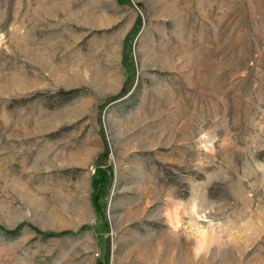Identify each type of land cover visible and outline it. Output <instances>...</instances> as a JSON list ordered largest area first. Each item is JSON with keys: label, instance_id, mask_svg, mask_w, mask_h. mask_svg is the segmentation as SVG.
<instances>
[{"label": "rangeland", "instance_id": "1", "mask_svg": "<svg viewBox=\"0 0 264 264\" xmlns=\"http://www.w3.org/2000/svg\"><path fill=\"white\" fill-rule=\"evenodd\" d=\"M130 2L0 0V264H264V0ZM117 15L120 92L65 88Z\"/></svg>", "mask_w": 264, "mask_h": 264}, {"label": "crops", "instance_id": "2", "mask_svg": "<svg viewBox=\"0 0 264 264\" xmlns=\"http://www.w3.org/2000/svg\"><path fill=\"white\" fill-rule=\"evenodd\" d=\"M118 4L120 5V3ZM135 22V16H132L131 19H126L125 16L117 15L111 22V25H114L112 27H117L116 31L104 34L102 39H97L99 42L97 47H87L84 52H79V50L75 49L72 54L73 59H71V61L78 57V55L81 56L82 60L79 64V73L78 75L75 73L71 77L65 76L62 81L65 88L79 89L86 87L91 90V95L99 101H104L117 95L123 87V83L127 75L123 66L124 43ZM82 23V25H86L85 22L82 21ZM89 28H92V26ZM111 42L112 47H108L107 45H110ZM28 133L38 134L39 131L28 130ZM84 143L86 144V142ZM93 146H88L85 153L87 156H91L94 153L97 157V155L103 150L100 146ZM83 152L84 150H82L79 154L81 155ZM91 205L93 207V212L96 215V207L93 205V199L91 200ZM83 215L80 216V219L84 220L85 218ZM175 217L176 213L172 216V221L175 220ZM173 223H175V221ZM117 244L124 246L126 244V239L124 237L120 238L117 241ZM129 255H133V257H135L139 262L151 264L149 258L153 255V253L150 249L142 252L136 248L132 250L131 253L126 255V259Z\"/></svg>", "mask_w": 264, "mask_h": 264}, {"label": "trees", "instance_id": "3", "mask_svg": "<svg viewBox=\"0 0 264 264\" xmlns=\"http://www.w3.org/2000/svg\"><path fill=\"white\" fill-rule=\"evenodd\" d=\"M129 5L131 4V2H130V0H125ZM141 26V22H140V19H139V21L137 22V24L135 25V27L132 29V33H135L136 34V32L138 33V28ZM124 61L125 62H127V58H126V54H125V58H124ZM129 78H130V75H129ZM80 92V90H71V91H62V93H79ZM126 92H127V89H126V86H124V88H123V90H122V92H121V94L119 95V96H117V97H115V98H111V99H109V104L110 103H112V102H114V101H116V100H118L119 98H121L122 96H124L125 94H126ZM108 105V104H107ZM100 119V118H99ZM101 137H102V139H103V141H104V148H105V150H104V153L103 154H101V155H99L97 158V160H96V164L99 162V165L101 164V162H102V160L103 159H107V156H108V154H109V149H108V146H107V144H106V140H105V138H104V134L102 133L101 134ZM98 165V167H100ZM96 167H97V165H96ZM102 167V166H101ZM107 171L105 170V173H106ZM108 174V173H107ZM25 226V223H23V224H20L19 226H17L14 230H12V231H6V230H4V228H2V227H0V231H2V232H6V233H12V234H17V233H19L21 230H22V228ZM32 230H34L35 232H37L39 235H41L42 237H44V238H51V237H58V236H61V235H65V233H62V234H57V233H53V232H45V231H40L38 228H36V227H34V226H32V225H28ZM83 228H87V227H83Z\"/></svg>", "mask_w": 264, "mask_h": 264}, {"label": "bare ground", "instance_id": "4", "mask_svg": "<svg viewBox=\"0 0 264 264\" xmlns=\"http://www.w3.org/2000/svg\"><path fill=\"white\" fill-rule=\"evenodd\" d=\"M79 213H80V212H79ZM79 219H80V217H79ZM135 255H136V254H135ZM143 255H144V254H143ZM137 257H138V256H137ZM144 257H145V256H144ZM145 259H146V258H145ZM142 260H143V259H142ZM142 260H141V261H142ZM143 261H144V260H143ZM146 261H148V260H146Z\"/></svg>", "mask_w": 264, "mask_h": 264}, {"label": "built area", "instance_id": "5", "mask_svg": "<svg viewBox=\"0 0 264 264\" xmlns=\"http://www.w3.org/2000/svg\"><path fill=\"white\" fill-rule=\"evenodd\" d=\"M98 255V254H97Z\"/></svg>", "mask_w": 264, "mask_h": 264}]
</instances>
